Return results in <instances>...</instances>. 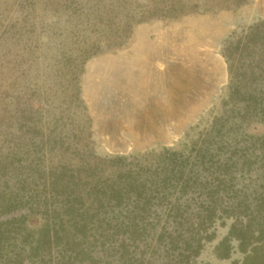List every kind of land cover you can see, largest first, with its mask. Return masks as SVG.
<instances>
[{"label":"rangeland","instance_id":"rangeland-1","mask_svg":"<svg viewBox=\"0 0 264 264\" xmlns=\"http://www.w3.org/2000/svg\"><path fill=\"white\" fill-rule=\"evenodd\" d=\"M0 264H264V0H0Z\"/></svg>","mask_w":264,"mask_h":264}]
</instances>
